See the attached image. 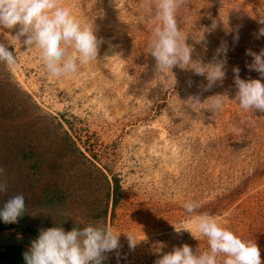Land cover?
<instances>
[{
	"label": "rangeland",
	"instance_id": "374dc122",
	"mask_svg": "<svg viewBox=\"0 0 264 264\" xmlns=\"http://www.w3.org/2000/svg\"><path fill=\"white\" fill-rule=\"evenodd\" d=\"M61 3L94 29L98 59L53 77L40 51L14 38L18 29L0 28L19 65L0 63V182L8 186L0 208L23 194L26 213L14 224L38 235L109 227L120 246L133 234L142 264H155L185 244L208 250L206 238L174 229L190 219L183 205L197 201L198 214L256 243L264 259V113L240 109L233 72L264 83L247 54L264 50V0H186L178 10L193 60L226 61L225 79L210 90L192 70L157 73L145 0ZM218 94L227 97L213 116L205 102Z\"/></svg>",
	"mask_w": 264,
	"mask_h": 264
},
{
	"label": "clouds",
	"instance_id": "9594fccd",
	"mask_svg": "<svg viewBox=\"0 0 264 264\" xmlns=\"http://www.w3.org/2000/svg\"><path fill=\"white\" fill-rule=\"evenodd\" d=\"M185 3L186 0H145L144 6L154 11L156 22L149 54L155 58L157 73L172 72L174 67L192 70L207 79L205 90H210L225 79L226 61L215 60L204 64L193 60V48L187 43L177 21V12ZM0 28L18 29L14 38L27 51L38 49L46 70L53 77L76 74L80 65H88L98 59L101 41L97 39L94 29L82 26L61 0H0ZM260 35L264 36V28L260 30ZM221 52L226 56L227 49L222 46L217 50L218 54ZM247 54L253 57V62L248 65L249 70L258 72L264 78V50L259 54L249 50ZM0 63L11 71L19 67L17 57L3 43H0ZM233 72L234 84L238 89L234 101L240 109L264 113V83L260 79H241L238 67ZM225 97L218 94L205 102L213 116L223 110ZM189 101L194 106L205 104L200 102L199 97H190ZM3 172L0 168V176ZM7 190L6 181L0 182V193ZM183 206L190 219L179 228L173 226L175 231L189 232L196 239L206 238L208 250L200 252L197 249L194 252L185 244L161 256L155 264H220L221 256L225 257L223 264H264L261 249L256 243L245 241L222 227L214 216L198 214L199 202L188 201ZM25 213V197L16 194L0 208V219L5 224L15 223ZM120 235L109 227L88 226L73 228L69 232L62 227H53L40 231L23 258L25 264H103L105 253L120 248ZM124 235L129 247L135 249L138 244L135 236Z\"/></svg>",
	"mask_w": 264,
	"mask_h": 264
},
{
	"label": "trees",
	"instance_id": "16d2710c",
	"mask_svg": "<svg viewBox=\"0 0 264 264\" xmlns=\"http://www.w3.org/2000/svg\"><path fill=\"white\" fill-rule=\"evenodd\" d=\"M117 202V198L114 200V203ZM103 212L102 214H104ZM8 229H15L18 231L29 232L35 236H39L36 231L25 227L23 225H17L14 223L5 224L0 222V232ZM28 251V249L23 247H4L0 249V264H25L23 254Z\"/></svg>",
	"mask_w": 264,
	"mask_h": 264
},
{
	"label": "built area",
	"instance_id": "2783aa9c",
	"mask_svg": "<svg viewBox=\"0 0 264 264\" xmlns=\"http://www.w3.org/2000/svg\"><path fill=\"white\" fill-rule=\"evenodd\" d=\"M103 264H142L144 263L142 253L135 247L131 249L129 245H121L119 249L105 253Z\"/></svg>",
	"mask_w": 264,
	"mask_h": 264
},
{
	"label": "water",
	"instance_id": "95a60500",
	"mask_svg": "<svg viewBox=\"0 0 264 264\" xmlns=\"http://www.w3.org/2000/svg\"><path fill=\"white\" fill-rule=\"evenodd\" d=\"M38 237L29 232L8 229L0 232V249L4 247H23L30 249L32 241Z\"/></svg>",
	"mask_w": 264,
	"mask_h": 264
}]
</instances>
